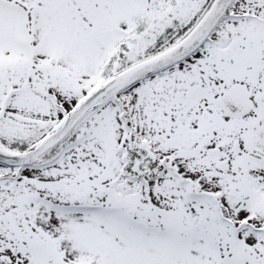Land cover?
<instances>
[{"label": "snow or ice", "instance_id": "obj_1", "mask_svg": "<svg viewBox=\"0 0 264 264\" xmlns=\"http://www.w3.org/2000/svg\"><path fill=\"white\" fill-rule=\"evenodd\" d=\"M0 264H264V0H0Z\"/></svg>", "mask_w": 264, "mask_h": 264}]
</instances>
